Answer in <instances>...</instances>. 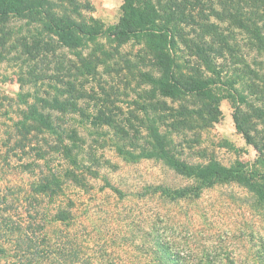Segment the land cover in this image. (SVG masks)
I'll return each instance as SVG.
<instances>
[{
    "label": "rangeland",
    "instance_id": "374dc122",
    "mask_svg": "<svg viewBox=\"0 0 264 264\" xmlns=\"http://www.w3.org/2000/svg\"><path fill=\"white\" fill-rule=\"evenodd\" d=\"M51 2L58 14L66 13L87 28L99 25L103 30L118 23L122 5V0ZM213 2L214 8L222 11L224 6ZM185 12L192 13L194 19L184 27L187 32L200 28L210 31L209 24H214L220 33L228 36L231 47L228 50L223 46L215 61L223 71L221 83L214 90L216 96L223 97L218 103L217 120L209 122L205 115L204 121L190 122L191 127L181 128L179 133L163 128L168 139H172L171 153L189 165L215 160L225 167L242 165L248 172L263 175L264 55L257 56V51L247 44V36L230 27L227 18L210 16L208 5L186 7ZM218 41L215 42L217 47L220 46ZM46 43L50 45L46 47ZM84 46L73 50L57 47L43 23L32 21L28 16L0 18V98L15 102L20 80H29L30 73L45 70L48 76L64 80L55 83L56 87L71 82L73 92L85 89L86 99L79 100V104L88 108V113L98 107L109 109L116 124L119 119L123 122L129 119L146 135L145 128L138 122L143 119V108L152 102L147 96L151 87L139 78L138 72L148 67L141 66L134 58L133 54L141 49L138 42L129 41L117 47L116 42L101 35ZM90 55L98 56L102 63H97L92 73L84 70L80 74L75 69L80 66L79 57ZM248 71L255 75H248ZM47 82L50 80H45L44 84ZM231 82L243 93L244 101L238 96L234 100L230 97ZM24 88L33 89L30 85ZM160 100L172 107L181 103ZM204 102H197L196 106ZM15 109L11 117L14 120L19 110L22 118L33 113L32 104H22ZM132 114H137L139 119H132ZM70 116L73 117L67 126L79 130L80 137L86 141L85 152H89L91 146L90 151L100 165H91L97 172L95 178H88L87 191L69 187L65 198L77 203V213L86 224L88 236L108 243L106 251L102 252L117 256V260L125 264H151V252L157 254L156 244L162 242L173 254L179 255L184 264H264V209L253 192L237 182H226L202 188L197 198L170 200L155 193L153 188L195 190L200 188L199 183L177 175L160 161H125L114 147L118 135L112 127L103 124L95 128L98 132L95 135L91 120L77 114ZM129 145H125L126 151L132 150ZM52 166L63 170L69 164L55 157ZM95 251L89 249L86 254H95ZM0 264H22V257L1 259Z\"/></svg>",
    "mask_w": 264,
    "mask_h": 264
},
{
    "label": "trees",
    "instance_id": "16d2710c",
    "mask_svg": "<svg viewBox=\"0 0 264 264\" xmlns=\"http://www.w3.org/2000/svg\"><path fill=\"white\" fill-rule=\"evenodd\" d=\"M215 1L218 6H224L222 11L214 8L213 0H122L118 23L103 30L99 25L87 28L66 13L58 14L51 0H0L1 19L28 16L32 21L42 22L57 47L83 48L101 35L116 42L117 47L137 41L141 49L133 55L141 66L148 67L138 74L151 87L147 96L152 101L143 108V119L138 122L145 128L144 135L129 119L126 122L119 119L116 124L109 109L98 107L88 113V108L79 104V100L86 99L85 89L73 92L71 82L56 87L55 83L64 80L48 76L45 70L30 73L29 80H20L15 102L0 98V260L16 256L22 257V264H125L117 256L102 252L108 243L88 236L86 224L78 216L77 203L65 198L69 187L87 191L88 178H95L97 172L91 165H100L90 151L91 146L85 152L86 141L80 137L79 130L67 126L73 117L70 115L74 114L91 120L92 129L103 124L112 127L118 135L114 147L125 161H160L200 186L195 190L174 191L157 186L153 188L155 193L170 200L193 199L202 188L237 182L253 192L264 209V174L248 172L242 165L225 167L215 160L189 165L171 153L172 139L163 130L169 127L168 130L179 133L181 128L189 129L190 122L204 121L205 115L209 122L215 123L218 103L223 98L214 93L223 74L215 61L223 46L230 49L228 36L220 33L214 24H209L210 31L200 28L187 32L184 27L194 19L192 13L186 14V7L208 5L210 16L227 18L230 27L247 36V44L257 51L256 55H264V0ZM79 63L75 69L83 74L84 70L92 73V68L94 71L102 61L90 55L80 56ZM127 63L131 64L129 60ZM247 74L255 75L253 71ZM45 80L50 82L44 84ZM38 82L43 85L39 87ZM25 85L33 89L24 90ZM229 87L233 100L238 96L244 101L243 93L233 87V82ZM160 98L181 103L172 107ZM201 101L205 102L197 107ZM22 104H32L33 113L22 118L19 110L14 120L13 111ZM131 118L139 119L137 114ZM127 143L133 147L131 151L125 150ZM55 157L69 166L63 170L53 168ZM156 247L158 253L151 252V264H184L179 255L168 250L166 243L160 242ZM89 249H95V254H86Z\"/></svg>",
    "mask_w": 264,
    "mask_h": 264
}]
</instances>
